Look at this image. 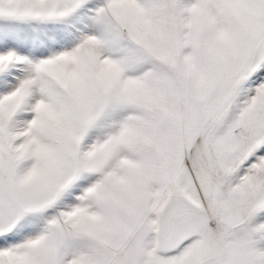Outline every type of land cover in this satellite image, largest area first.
I'll list each match as a JSON object with an SVG mask.
<instances>
[{"label": "snow or ice", "instance_id": "6c2138e0", "mask_svg": "<svg viewBox=\"0 0 264 264\" xmlns=\"http://www.w3.org/2000/svg\"><path fill=\"white\" fill-rule=\"evenodd\" d=\"M0 264H264V0H0Z\"/></svg>", "mask_w": 264, "mask_h": 264}]
</instances>
